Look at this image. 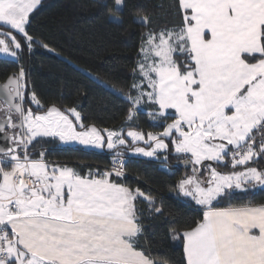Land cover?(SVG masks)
Masks as SVG:
<instances>
[{
    "label": "snow or ice",
    "instance_id": "snow-or-ice-1",
    "mask_svg": "<svg viewBox=\"0 0 264 264\" xmlns=\"http://www.w3.org/2000/svg\"><path fill=\"white\" fill-rule=\"evenodd\" d=\"M40 5L0 0V55L15 62L33 51L39 42L28 25ZM112 5L119 12L125 0ZM176 6L179 24L142 34L125 97L129 128L147 109L158 133L100 130L75 108H45L34 91L33 111L25 107V69L9 78L0 108V264H157L141 240L145 216L163 215V201L117 182L126 152L161 164L175 155L193 166L172 189L203 210L195 227L171 232L182 240L184 264H264V204L217 206L237 190L264 188V168L251 166L264 160V0ZM142 22L151 24L147 16ZM45 138L113 150V167L82 175L49 163L32 151ZM229 161L232 171L218 170Z\"/></svg>",
    "mask_w": 264,
    "mask_h": 264
},
{
    "label": "trees",
    "instance_id": "trees-1",
    "mask_svg": "<svg viewBox=\"0 0 264 264\" xmlns=\"http://www.w3.org/2000/svg\"><path fill=\"white\" fill-rule=\"evenodd\" d=\"M145 16L151 20L147 27L142 22ZM180 19L176 0H125L119 12L113 11L112 0H42L28 25L29 33L39 43L31 53L25 48L18 61L0 59V75L18 72L20 66L25 69V107L33 111H37L31 102L34 91L45 108L51 105L75 108L85 124L95 125L100 130L153 129L145 112H141L129 128L130 104L125 97L135 79L133 69L139 58L142 34L150 29L172 27L179 24ZM17 39L23 43L20 36ZM40 43L48 44L50 50ZM111 87L120 94L109 90ZM32 151L36 155L43 151L49 163L74 166L82 175L91 168L105 171L113 166L114 151L62 147L50 138L35 143ZM123 159L125 176L117 182L133 189L139 187L154 195L158 203L163 201V215L144 218L145 239L141 240V245L145 253L157 264H184L182 240H173L171 232L182 233L195 227L203 210L190 199L177 197L172 189L180 179L192 174L190 168L179 166L183 160L176 159L175 155L165 164L131 157L128 152ZM223 166H217L218 170L225 173L233 170L230 165L222 170ZM252 166L264 168V160ZM229 204H264V188L235 192L230 201H221L217 206L228 207Z\"/></svg>",
    "mask_w": 264,
    "mask_h": 264
},
{
    "label": "rangeland",
    "instance_id": "rangeland-1",
    "mask_svg": "<svg viewBox=\"0 0 264 264\" xmlns=\"http://www.w3.org/2000/svg\"><path fill=\"white\" fill-rule=\"evenodd\" d=\"M17 36H19L18 34H17ZM21 37V36H20ZM22 38V37H21ZM23 39V38H22ZM0 59H6V60H12L11 58H9V57H4V56H2V55H0ZM33 105L35 106V104L33 103ZM147 111V109H145V111H143V112H146ZM147 116V121H148V123L152 126V128L153 129H146V128H143L142 129V132H144V133H149V132H152V133H158V132H160V131H162V128H161V126H160V122L159 121H152L150 118H149V116L148 115H146ZM70 119H73V118H71L70 117ZM75 119V118H74ZM144 127V126H143ZM104 135H106V133H104ZM57 142L59 143V145L61 146H79V147H81V148H87L88 150L89 149H91V150H94V151H102L103 149H99V148H95V147H92V146H85V145H81L80 143H78V142H69V143H67V144H65V143H63V142H60V141H58L57 140ZM141 143V146H143V142H140ZM110 151H113V150H110ZM129 155L130 156H138L139 158H141V159H144V160H154L153 158H148V157H143V156H141V155H137V154H133V153H130L129 152ZM228 165H230L231 166V162L229 161L228 162ZM113 167V166H112ZM222 168V170H227V167H225V166H223V167H221ZM206 176H207V173L205 174V176H204V178L203 179H205L206 178ZM256 188H262V187H256ZM251 189H255V188H251ZM236 192H241V191H239V190H237ZM187 199H190V198H187ZM191 200V199H190ZM192 201V200H191ZM194 202V201H193ZM195 203V202H194ZM199 206V205H198ZM201 207V206H200Z\"/></svg>",
    "mask_w": 264,
    "mask_h": 264
},
{
    "label": "water",
    "instance_id": "water-1",
    "mask_svg": "<svg viewBox=\"0 0 264 264\" xmlns=\"http://www.w3.org/2000/svg\"><path fill=\"white\" fill-rule=\"evenodd\" d=\"M16 73L17 72H13L4 83H0V102H3L4 105H5V103H4L5 97H7V87L6 86L8 85L9 78L12 77ZM179 166L188 167V168H190V170L192 172V167L193 166L191 164L185 165V163L183 161L181 164H179Z\"/></svg>",
    "mask_w": 264,
    "mask_h": 264
},
{
    "label": "crops",
    "instance_id": "crops-1",
    "mask_svg": "<svg viewBox=\"0 0 264 264\" xmlns=\"http://www.w3.org/2000/svg\"><path fill=\"white\" fill-rule=\"evenodd\" d=\"M42 1V0H41ZM143 112V111H142ZM146 113V112H145ZM70 117L71 118H73V120H74V117H72L71 115H70ZM51 139V138H50ZM57 141V140H56ZM58 143V142H57ZM59 144V143H58ZM62 146V145H61ZM62 147H79V146H62ZM81 148V147H80ZM82 149H84V148H82ZM85 150H88L87 148H85ZM89 150H91V149H89ZM103 150H106V151H110V150H108L107 148H104ZM128 154H129V152H128ZM130 156V155H129ZM131 157H135V158H139L138 156H131ZM141 159V158H140ZM259 160H257V161H255V162H253L252 164H256V162H258ZM252 164H251V166H252ZM68 167H71V168H74L77 172H78V169H76V167H74V166H68ZM238 167H242V166H238ZM255 167V166H254ZM91 171H93V172H95L96 171V169L95 168H91L90 169ZM89 170V171H90ZM243 170V169H242ZM238 171H241V170H238ZM100 172H104V171H100ZM89 172H87L86 173V175L88 174ZM242 192V191H241ZM193 202V201H192ZM194 203V202H193ZM195 204V203H194ZM196 205V204H195ZM198 206V205H197ZM198 207H200V206H198ZM201 208V207H200Z\"/></svg>",
    "mask_w": 264,
    "mask_h": 264
},
{
    "label": "flooded vegetation",
    "instance_id": "flooded-vegetation-1",
    "mask_svg": "<svg viewBox=\"0 0 264 264\" xmlns=\"http://www.w3.org/2000/svg\"><path fill=\"white\" fill-rule=\"evenodd\" d=\"M12 73L8 74L7 76L0 75V83H4ZM2 107H5V105L3 104V102H0V108Z\"/></svg>",
    "mask_w": 264,
    "mask_h": 264
}]
</instances>
